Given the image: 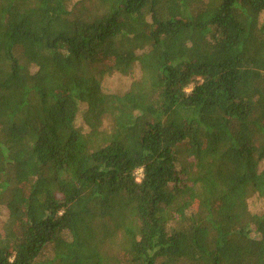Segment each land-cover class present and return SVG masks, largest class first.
<instances>
[{
  "label": "trees",
  "instance_id": "obj_1",
  "mask_svg": "<svg viewBox=\"0 0 264 264\" xmlns=\"http://www.w3.org/2000/svg\"><path fill=\"white\" fill-rule=\"evenodd\" d=\"M253 198L264 0H0V264H264Z\"/></svg>",
  "mask_w": 264,
  "mask_h": 264
},
{
  "label": "rangeland",
  "instance_id": "obj_2",
  "mask_svg": "<svg viewBox=\"0 0 264 264\" xmlns=\"http://www.w3.org/2000/svg\"><path fill=\"white\" fill-rule=\"evenodd\" d=\"M137 72V71H135ZM137 76V74H133L130 77H124V76H119L116 74L113 75H105L102 79L101 82V89L104 93H110V94H114V93H121L125 90H127L129 84L132 82V80L135 79V77ZM190 89H188L189 91ZM86 129V128H85ZM140 176V174H139ZM249 207L251 209V211H259L260 209L264 208V201L261 200H254L250 199L249 202ZM5 215L6 212L4 210L0 211V220H4L5 219Z\"/></svg>",
  "mask_w": 264,
  "mask_h": 264
}]
</instances>
